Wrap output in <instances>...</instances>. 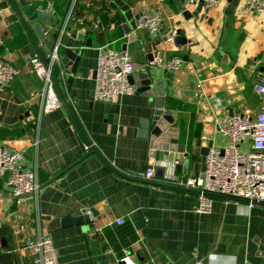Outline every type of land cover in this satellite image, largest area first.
<instances>
[{"label": "crops", "instance_id": "0c3cea01", "mask_svg": "<svg viewBox=\"0 0 264 264\" xmlns=\"http://www.w3.org/2000/svg\"><path fill=\"white\" fill-rule=\"evenodd\" d=\"M14 1L44 56L46 43L67 20L71 33L85 37L75 42L81 53L76 73L62 66L69 93L60 69L54 71L73 116L61 100L58 111L40 118L42 83L29 65L38 51L11 0H0V59L20 70L12 83L0 87V144L24 152L25 169L37 164L41 183L37 197L14 198L0 178V253L5 242L14 264H33L27 243L41 230L51 235L61 264H120L126 252L139 264H264V204L249 207L215 196L212 211L200 214L196 192L161 186L166 184L156 178L157 167L165 169L164 177L170 175L175 160L179 177L200 175L208 151L229 144L217 123L264 111L256 91L264 70V13L248 11L245 0H235L229 21V0L199 13V6L185 0H51L53 23L41 17L43 0ZM143 12L162 16L158 37L135 30ZM36 23L50 33L43 41L33 29ZM177 33L184 45L167 41ZM158 38L162 42L150 52V63L147 49ZM88 40L92 47L86 46ZM106 46L127 52L135 75L151 68L165 110L176 115L184 153L156 151L151 159L146 123L154 103L137 85L134 94L110 103L94 99L90 72ZM174 58L183 60L182 68L166 70L164 64ZM74 119L112 167L85 150ZM149 169L155 175L147 181ZM89 210L94 220L81 233L64 226L67 216ZM120 218L123 226L116 223Z\"/></svg>", "mask_w": 264, "mask_h": 264}, {"label": "built area", "instance_id": "2783aa9c", "mask_svg": "<svg viewBox=\"0 0 264 264\" xmlns=\"http://www.w3.org/2000/svg\"><path fill=\"white\" fill-rule=\"evenodd\" d=\"M43 2L47 5L41 6L39 12L52 14L51 0H43ZM185 2L190 6L201 5L202 8L211 9L217 7L221 0H185ZM245 5L250 12L264 13V0H245ZM67 23L68 20L61 31V36L66 33ZM162 27L163 18L158 12H143L138 15L135 23L136 31L146 30L155 37L160 35ZM167 41L172 42L173 38L170 37ZM59 46L60 43L52 53L45 56L44 60L39 55H35L29 61L31 69L42 83L40 118L62 107L53 80L56 68L60 69L61 80L69 93L59 57ZM182 66L183 60L180 58L171 59L164 64L168 71H178ZM134 73L135 65L127 52L109 46L103 47L98 55L97 67L90 72V76L95 81L94 99L98 102L110 103L118 96L134 94L135 87L129 81V77ZM19 75L18 68L0 59V87L9 85ZM256 91L264 103V70L259 74ZM68 95L70 102H73L72 96ZM217 129L228 137L229 144L208 151L204 171L196 177H179L175 171L180 161L175 160L171 165L172 173L164 178L163 183L196 192L198 194L196 212L200 214H209L212 211L213 195L242 199L249 207L264 204V111L255 116L244 114L226 117L217 123ZM95 147L93 142L86 143L85 150L89 152ZM24 161V152L10 150L0 144V178L6 181L14 198L37 197L41 190L38 165L25 169ZM154 175V169H149L143 179L152 180ZM87 214L91 215L92 211H87ZM116 223L123 226L125 221L120 218ZM27 249L33 257V264H61L53 239L48 232L40 230L34 239L28 241ZM119 262L139 264L135 255L128 252Z\"/></svg>", "mask_w": 264, "mask_h": 264}, {"label": "water", "instance_id": "95a60500", "mask_svg": "<svg viewBox=\"0 0 264 264\" xmlns=\"http://www.w3.org/2000/svg\"><path fill=\"white\" fill-rule=\"evenodd\" d=\"M13 6L15 7L18 16L20 17L21 22L23 23L29 37L33 40L32 34L30 32V29L25 21V19L22 17L16 3L14 0H11ZM231 6L230 11L226 12L227 21H229L230 16L232 15V12L234 8L237 6V2L235 0H229ZM202 10V6L200 5L197 13H199ZM39 16L36 14L32 17V19H37ZM42 18L48 19L51 22L56 21V16L50 13H42ZM127 28V27H126ZM33 29L38 37L39 40L43 41L46 38L50 36V33H48L46 30L43 29L42 25L40 23H36L33 26ZM67 31L64 33V35L61 36V32L54 34L53 39L51 41H48L44 47V51L46 54L52 53L55 49L56 45L60 43L59 46V57L61 58V64L63 67H72V72L75 74L77 70L78 63L81 60V53H78L75 47L76 41H83L85 35L78 32H70V29H67ZM131 29L127 33H130ZM174 43L177 45H184L186 43L185 39L180 37V33H177V36L173 37ZM36 49L38 51L39 56L44 60L45 56L40 51L39 47L36 45L35 41L33 40ZM162 42V38H158L155 42H153L149 47L148 51L149 53L152 51V49H156L158 45ZM87 47H92V43L90 40L86 42ZM148 60L150 63L154 62V57L152 56V53L149 54ZM151 75V68L148 66V68L145 71H142L138 73L137 75L133 74L129 77V81L132 85L138 86V91L145 93L148 97H150L154 103V111L151 119L146 123V129H147V138L149 139V144L151 148V159L154 160L156 157V151H162L165 155H168L169 153H184V146L179 144V134L180 130L178 129V121H176V115L171 110H165V99H164V93L154 85L153 80L150 77ZM53 80L57 89V92L61 98V100L65 103V106L70 111L71 115L72 112L70 110V107L68 106V103L66 102V99L60 89V86L58 84V81L55 76H53ZM73 116V115H72ZM74 118V117H73ZM74 122L77 126V129L81 136L84 138L87 144H91V141L86 137V135L82 132L80 126L74 119ZM92 153L96 154L100 159L109 167H112L111 163L104 157V155L95 147L92 149ZM178 169H181V166H178ZM164 172L165 169L163 167H157L156 168V178L160 180H164ZM120 175L124 176L120 173ZM126 178H129L127 176H124ZM165 187H170L168 184L161 185ZM222 197L227 200H236V201H244L242 199H234L231 197H224L219 195H213V197ZM246 202V201H244ZM95 213L92 211L91 215L87 214V211H83L82 215L77 217H71L67 216L64 219V226H74L76 227V231L81 233L82 232V226L84 224H89L94 220ZM262 240V239H261ZM264 245V240L262 241ZM261 246V251L264 250V246ZM3 251L0 253V264H14L13 262V254L7 251V243L2 242Z\"/></svg>", "mask_w": 264, "mask_h": 264}]
</instances>
